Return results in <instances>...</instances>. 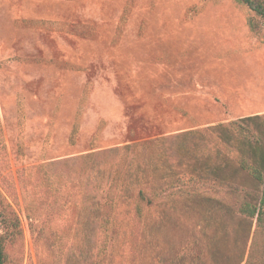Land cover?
Returning a JSON list of instances; mask_svg holds the SVG:
<instances>
[{
	"label": "rangeland",
	"instance_id": "374dc122",
	"mask_svg": "<svg viewBox=\"0 0 264 264\" xmlns=\"http://www.w3.org/2000/svg\"><path fill=\"white\" fill-rule=\"evenodd\" d=\"M254 116L264 21L236 0H0L6 264H264V222L225 185L260 198L236 125Z\"/></svg>",
	"mask_w": 264,
	"mask_h": 264
},
{
	"label": "trees",
	"instance_id": "16d2710c",
	"mask_svg": "<svg viewBox=\"0 0 264 264\" xmlns=\"http://www.w3.org/2000/svg\"><path fill=\"white\" fill-rule=\"evenodd\" d=\"M239 3L246 5L251 11L259 16L264 21V0H236ZM260 119L257 116L247 117L238 120L237 128L239 131L240 142L243 147L247 148L250 163H241V170L244 171L248 178L256 185L261 186V195L257 203L252 202L253 195L245 188L234 183H226L227 193L239 195L238 210L240 213L247 215L250 218H255L257 223L264 222V125L258 132H252L248 129V123ZM242 132L247 133L244 134ZM144 179L140 184L148 188L151 192L156 189V180ZM181 182V181H180ZM179 182V184H180ZM155 183V184H153ZM182 185V184H181ZM181 185L179 187H181ZM154 195H148L146 192L139 190L137 196L136 212H139V204H152L155 200ZM112 199L111 195L107 202ZM106 214V211L104 212ZM107 215V214H106ZM0 264H6L7 254L5 250L6 243L12 244L15 240L20 239L22 230L20 228L19 219L14 210L5 201V198L0 195ZM100 256V254L98 255ZM102 264V263H99Z\"/></svg>",
	"mask_w": 264,
	"mask_h": 264
}]
</instances>
